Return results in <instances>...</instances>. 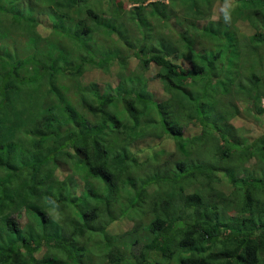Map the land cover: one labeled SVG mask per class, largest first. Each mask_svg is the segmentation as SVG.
I'll return each mask as SVG.
<instances>
[{
    "label": "trees",
    "instance_id": "1",
    "mask_svg": "<svg viewBox=\"0 0 264 264\" xmlns=\"http://www.w3.org/2000/svg\"><path fill=\"white\" fill-rule=\"evenodd\" d=\"M217 1L0 0V264H264V0Z\"/></svg>",
    "mask_w": 264,
    "mask_h": 264
},
{
    "label": "rangeland",
    "instance_id": "2",
    "mask_svg": "<svg viewBox=\"0 0 264 264\" xmlns=\"http://www.w3.org/2000/svg\"><path fill=\"white\" fill-rule=\"evenodd\" d=\"M235 5H236L235 0H228L221 2L217 1L214 7V13L212 18L216 20L219 16L218 15L219 13L223 14L226 12L225 9L227 8V6L233 8ZM231 34L239 38V41L237 42L242 46L241 49L244 50L245 58L251 60L249 64L253 66H261V65L264 66V46L259 44L258 41L253 39H252L253 42H249L250 37L254 34V32L248 28L247 23L245 21L242 20L236 21L235 28L232 29ZM221 54H223L224 57L229 55L231 56V49L228 48L227 46H224L221 49ZM132 64L133 66L135 65L134 63ZM91 76L93 80L99 85H104L107 82L110 83L112 87H114L116 84L114 77L111 78L109 76L104 78V75L99 71H92ZM148 88L156 94L161 91L160 83L158 81H152L150 83V86H148ZM238 109H239V115L231 121L234 127L240 128L243 132L242 134L245 137L249 138L250 140H253L255 137L264 133V114L262 115L255 114L253 110L250 111L251 107L246 104H240ZM147 147H155V148L167 147L169 150H173L174 145L172 144V142L169 141L143 140V141H138L133 146V148L137 150L139 148L146 149ZM145 154L146 153H144V151L138 153V158L140 161L146 159L144 156ZM128 157L129 158L133 157V153ZM151 161H153L151 158L147 159V162H151ZM245 167L247 168L248 172L254 173L255 176H258L260 174L257 168L256 161L254 160H250ZM222 189L227 190L226 188H222ZM112 226H113L112 228L113 231L116 233H122L123 230L127 229V223L122 222V220L116 222Z\"/></svg>",
    "mask_w": 264,
    "mask_h": 264
}]
</instances>
